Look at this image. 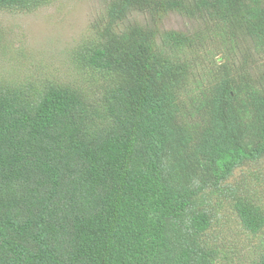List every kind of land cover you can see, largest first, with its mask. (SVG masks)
Masks as SVG:
<instances>
[{
  "label": "trees",
  "instance_id": "obj_1",
  "mask_svg": "<svg viewBox=\"0 0 264 264\" xmlns=\"http://www.w3.org/2000/svg\"><path fill=\"white\" fill-rule=\"evenodd\" d=\"M135 11L148 21L127 22ZM102 12L72 54L88 85L0 83V264L229 261L218 203L246 234L264 230V0ZM168 12L201 24L159 29ZM241 264H264V237Z\"/></svg>",
  "mask_w": 264,
  "mask_h": 264
},
{
  "label": "rangeland",
  "instance_id": "obj_2",
  "mask_svg": "<svg viewBox=\"0 0 264 264\" xmlns=\"http://www.w3.org/2000/svg\"><path fill=\"white\" fill-rule=\"evenodd\" d=\"M108 0H54L30 11L0 10V83L40 87L47 81L85 87L90 74L75 67L72 54L85 36L92 34L94 23ZM145 23L146 13L135 11L127 18ZM159 29L189 32L200 21L176 12H168L155 22ZM264 168V163L257 165ZM256 167V168H257ZM257 168V169H258ZM252 180L259 184L264 200V176ZM213 233L219 247L230 251L229 261L219 259L215 264H241L256 251L264 230L256 235L246 234L238 223L228 202L218 203ZM223 255V254H221Z\"/></svg>",
  "mask_w": 264,
  "mask_h": 264
}]
</instances>
